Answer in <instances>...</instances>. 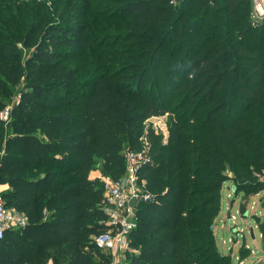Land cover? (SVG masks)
I'll return each instance as SVG.
<instances>
[{
    "label": "trees",
    "instance_id": "16d2710c",
    "mask_svg": "<svg viewBox=\"0 0 264 264\" xmlns=\"http://www.w3.org/2000/svg\"><path fill=\"white\" fill-rule=\"evenodd\" d=\"M251 13V0H64L53 17L9 18L0 197L24 223L6 228L0 264L109 263L94 254L110 227L91 173L99 162L119 180L129 152L145 155L129 262L233 264L214 233L223 187L264 192V19ZM165 115L166 136L148 123Z\"/></svg>",
    "mask_w": 264,
    "mask_h": 264
},
{
    "label": "rangeland",
    "instance_id": "374dc122",
    "mask_svg": "<svg viewBox=\"0 0 264 264\" xmlns=\"http://www.w3.org/2000/svg\"><path fill=\"white\" fill-rule=\"evenodd\" d=\"M100 3L101 0H95ZM44 6L52 17L55 11H60L64 5V0H0V31L4 30V25L10 18L13 21L14 14L20 13V16L25 17L26 13L33 10V6ZM126 50V49H125ZM124 50V51H125ZM120 51V53H119ZM122 49L113 50L114 56H120L125 59V54H121ZM152 77H150V80ZM168 115L162 117L151 118L148 123H151L158 132L167 135ZM92 178H97L101 182L106 179L101 174V165L98 162L94 171L91 173ZM223 208L217 218L214 228L216 239L219 246L226 251L233 249L238 252L239 249H244V255L238 260V264H263L264 263V192H261L246 202L242 195L234 196L232 185L230 183L223 187ZM245 205L246 213L241 212L240 206ZM255 216L259 217L256 220Z\"/></svg>",
    "mask_w": 264,
    "mask_h": 264
},
{
    "label": "built area",
    "instance_id": "2783aa9c",
    "mask_svg": "<svg viewBox=\"0 0 264 264\" xmlns=\"http://www.w3.org/2000/svg\"><path fill=\"white\" fill-rule=\"evenodd\" d=\"M253 20L264 19V0H251ZM9 109L0 112V118L7 120ZM143 152L126 154V173L119 180L106 179L102 182L105 196L104 211L108 215L109 230L94 237V254H102L110 258L109 263L131 264L129 254L135 252L131 248V232L136 227V208L140 197V186L137 182V171L144 161ZM24 223L23 217L5 207L0 197V239L7 227ZM264 264V263H263Z\"/></svg>",
    "mask_w": 264,
    "mask_h": 264
},
{
    "label": "crops",
    "instance_id": "0c3cea01",
    "mask_svg": "<svg viewBox=\"0 0 264 264\" xmlns=\"http://www.w3.org/2000/svg\"><path fill=\"white\" fill-rule=\"evenodd\" d=\"M222 195H223V191H222ZM262 195H264V194H262ZM222 202H223V200H222ZM222 209H224L223 208V203H222ZM221 213H222V211H221ZM216 229V228H215ZM214 233H215V230H214ZM215 237H216V234H215ZM216 241H217V239H216ZM217 245H218V247H219V249L223 252V253H225V254H227L226 253V251H224V249L222 248V247H220L219 246V242L217 241ZM229 252H230V255H231V257H232V262H233V264H238V260L241 258V256H240V249H239V251L238 252H234V248L233 249H227Z\"/></svg>",
    "mask_w": 264,
    "mask_h": 264
},
{
    "label": "water",
    "instance_id": "95a60500",
    "mask_svg": "<svg viewBox=\"0 0 264 264\" xmlns=\"http://www.w3.org/2000/svg\"><path fill=\"white\" fill-rule=\"evenodd\" d=\"M213 1H214V0H213ZM234 189H235V188H234V187H232V191H233V192H234Z\"/></svg>",
    "mask_w": 264,
    "mask_h": 264
}]
</instances>
